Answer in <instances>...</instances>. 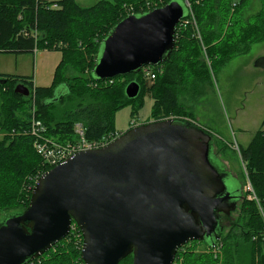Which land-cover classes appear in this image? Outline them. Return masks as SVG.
<instances>
[{"label":"water","instance_id":"95a60500","mask_svg":"<svg viewBox=\"0 0 264 264\" xmlns=\"http://www.w3.org/2000/svg\"><path fill=\"white\" fill-rule=\"evenodd\" d=\"M183 0L113 24L94 55V79L137 73L169 59ZM257 61L256 64H262ZM66 90L58 86L54 99ZM140 91L132 79L124 94ZM14 92L28 95L17 83ZM212 137L180 117L129 127L102 147L79 150L42 172L27 206L0 223V264H26L63 239L74 222L83 264H171L177 249L198 240L214 246L221 215L236 210L241 187L213 154Z\"/></svg>","mask_w":264,"mask_h":264},{"label":"trees","instance_id":"16d2710c","mask_svg":"<svg viewBox=\"0 0 264 264\" xmlns=\"http://www.w3.org/2000/svg\"><path fill=\"white\" fill-rule=\"evenodd\" d=\"M167 1L169 0H164V3ZM191 1L201 41L195 36L190 25L180 31L176 28L175 46L170 57L160 64L163 69L156 73L149 87L154 111L171 108V106L183 108L185 104L182 102V97L178 96L177 88L180 86L185 90L195 89V84L201 80V76H207L202 45L205 47L208 58L220 57V63H223L229 61L234 55L246 53L254 38L264 36V12L257 13L252 21L242 24L234 18L232 21L228 11V6L229 9L234 8L238 1L227 0L223 3L222 0L218 2L211 0L208 4L204 0ZM53 3H56V7H52ZM122 3H132L127 6L129 9L125 14L153 8L146 7L145 4L140 5L142 0H99L88 6L79 5L76 0H0V52L33 53L40 47L63 52L55 68L52 86H37L31 76L0 73V133L2 134L0 135V208L15 209L17 212L23 210L28 204L34 185L32 182L30 189H27L21 184L23 176L36 166L40 174L49 168L33 147L34 137L21 133L27 127L32 111L44 125L45 137L60 143H73L78 139L74 132L76 122L84 127L86 140H97L115 130L112 125V115L115 110L137 99L140 101L139 108L142 106V97L145 93L143 81L148 78L142 69L137 73L99 80L91 75L94 55L98 51L100 42L110 27L124 16L120 14ZM75 19H78L77 23L73 22ZM69 21L73 23L68 25ZM101 30L102 35L97 38V45L93 50L95 43L93 37L97 31ZM89 64L91 66L86 72L87 78L82 77L84 68L89 67ZM72 68L76 73L71 77L66 75V78L64 72ZM188 72L194 77L187 78ZM117 79H121L119 84L116 82ZM130 79L136 80L140 85V91L134 98H128L124 94V86ZM17 83H23L28 87V95L14 92ZM58 86H62L66 91L61 93L58 99L53 100ZM65 98L68 99V104ZM72 99L75 100L72 102ZM58 102H64L66 108H71V113L64 115H69V118L61 121V119L54 120L50 117V110ZM135 110L136 108L132 109L131 115L136 112ZM159 117L157 116L156 119H160ZM254 140H256L255 143ZM253 143L255 145H252ZM255 152H258V161L252 160ZM26 153H28L27 157ZM240 156L247 164L248 177L255 178L258 175L257 179L260 182L257 183L256 180L254 184L250 182L259 203L264 208L263 129L258 128L255 131L251 145L242 148ZM253 162L256 164L253 165ZM17 188L21 191L19 201V195L16 194ZM4 194L7 200L11 198L14 200L13 203L17 202L22 206L5 203L2 200ZM240 201L248 209L247 218H243L244 225L242 229H239V236H244L251 246V251L257 252V258L255 257L254 261L253 254L243 258L239 253L232 252V242L228 239L230 236L223 239L221 232L218 239L222 249L220 264L221 262L222 264H264L262 217L253 200L245 197ZM70 235L71 232L45 251L42 255H49L45 260L40 261L42 257L40 255L26 264L67 262L66 252L68 251L63 252L57 247ZM192 241L177 249L175 255L176 258H180V264H203L204 262L213 264L212 254L205 250L207 245L204 244V247L199 249L193 248L190 247ZM79 253L78 251L79 261L82 262Z\"/></svg>","mask_w":264,"mask_h":264},{"label":"rangeland","instance_id":"374dc122","mask_svg":"<svg viewBox=\"0 0 264 264\" xmlns=\"http://www.w3.org/2000/svg\"><path fill=\"white\" fill-rule=\"evenodd\" d=\"M76 1L79 5L88 6L99 0ZM197 1L199 0H195V2ZM204 1L208 4L211 0ZM215 1L218 2V0ZM222 1L223 3L227 2V0ZM232 1H238L236 7H230L229 9L228 6L232 21L234 18L242 24L247 23L246 21H252L257 13L264 12V0ZM189 2L192 4L191 0ZM162 3H164V0H142L140 5L145 4L146 7L150 8L156 7ZM121 5L122 9L120 14L125 16L127 15L125 13H127L129 9L127 6L132 5V3H122ZM77 21L78 19H75L73 22L77 23ZM73 22L69 21L67 23L71 25ZM101 35L102 30L95 33L93 37L95 40L92 48L93 50L96 48L97 38H100ZM62 55L63 52L61 50L42 47L35 49L33 53L0 52V73L31 76L34 84L37 86H52L55 77V68L62 58ZM203 55L206 56L204 53ZM257 61L263 63L256 64ZM204 62L207 76H201V80L197 82L198 84H195V89L190 88L185 90L180 88V86L177 88L178 96H180V98L182 97V102L185 104L183 108L171 106V108H163L154 111L152 97L149 93L152 80L146 77L147 79L143 81L145 93L142 97V106L139 108L140 101L137 99L133 103L126 104L115 110L112 115V125L115 130L109 133L116 135V133L125 131L132 126L131 119L135 120L134 123L140 124L170 117L186 118L202 127L211 135L213 151L227 170L235 176V179L238 181L245 195L243 198H245L248 195V186L253 189L252 184H254V180H256L257 183L260 182L257 179L258 175H256L255 178L250 176L251 179L248 177L247 164L242 160L240 150L251 145V140L254 137V131L256 129L261 128L264 130V36L254 38L246 53L234 55L229 61H225L226 63H220V57H216L215 59L214 57H207L204 58ZM90 64L89 67L84 68L82 77L87 78L86 72L90 70ZM158 68L159 72L163 69V66L159 65ZM74 73H76V71L72 68L71 70H66L64 75L65 77L66 75L67 77H71ZM186 77L191 79L194 76L188 72L186 73ZM119 81H121V79H117L116 82L119 84ZM181 92L182 94H179ZM74 100L72 99L71 101L73 102ZM66 101L68 104V99H66ZM133 108H136V112L131 115ZM70 111L71 108H66L64 102H58L52 107L49 115L54 120L61 119L62 121V119H67L69 115H64L71 113ZM157 116H160V119H156ZM255 141L256 140H254V143ZM254 143L252 145H255ZM27 154L28 153L25 154L26 157ZM254 156L252 160L258 161V152H255ZM255 164L256 162H253V165ZM36 168L37 166L22 178L21 184L27 189H30L32 182L34 183L36 177L40 175L38 174L39 170H36ZM50 168L51 166L49 165L48 169ZM250 181H252V184ZM16 194L19 195V201L21 198V191L18 188L16 189ZM2 198H4L2 200L5 201V203L10 204L14 202L11 198L7 200L5 194ZM11 205H18V203L15 202ZM20 205L22 206V204ZM247 209L248 207L244 206L241 201H238L235 211L231 212L229 216H221V224L224 226L221 236L223 239L224 237L227 238V236H230L228 239L232 242V252L239 253L240 257L243 256V258L250 257L253 254V256L255 255V261L257 252L253 253L250 244L246 241L244 236H239V229H242V225H244L243 218H247ZM15 212H17L15 209L8 210L6 208H0V223L7 215ZM75 227H77V225H75ZM243 228L246 229L245 227ZM76 232V229L72 230V234L65 241L60 242L57 247V249L63 252H65V250L68 251L66 252L68 261H59L56 264L82 263L79 261L78 255V251L80 252L81 249L82 239L78 236V232L76 237ZM204 244L203 241H198L197 243L192 241L190 247H197V249H199L203 248ZM221 251L222 249L220 247L217 258L219 260H222V256L220 255ZM47 257H49V255H42L40 261L45 260ZM251 262L253 261L251 260ZM130 263L131 256H128L118 264Z\"/></svg>","mask_w":264,"mask_h":264},{"label":"built area","instance_id":"2783aa9c","mask_svg":"<svg viewBox=\"0 0 264 264\" xmlns=\"http://www.w3.org/2000/svg\"><path fill=\"white\" fill-rule=\"evenodd\" d=\"M189 1L190 0H183L185 6L187 7L188 13H187L186 17L181 18L179 20L176 28L180 31L183 28H187V26L190 25L192 27V31L195 34V36L199 39V41H201V36L199 34L197 21H196L194 12L192 10L191 2H189ZM52 7H56V3H53ZM34 35L36 38V36H37L36 31H35ZM202 53H204L206 55L205 47L203 45H202ZM204 58H207V56H204ZM153 67H155V69H153ZM158 67H156V66H145L142 68V71L144 72L145 76L148 77V79L152 80V79H154L156 73L158 72V69H159ZM134 121H135L134 119H131V125L134 124ZM44 130H45V127L42 124L41 120H39L37 117H35L34 111H32V115L30 117L29 123H28L27 127L21 133L34 137V140H33L34 149L41 156L44 163L47 165H50L51 167L61 163L66 158H68L72 154H74L76 151L102 147V146L106 145L107 143H109L111 140H113L115 137H117L119 134V133H116V135H114L112 133H108V134L102 136L100 139L88 141L84 138V127L81 125V123L76 122L74 125V132L78 136L77 141L73 142V143H68V142L67 143H60L54 139L45 137L43 135ZM37 178H38V176L36 177V179ZM247 183H248V181H247ZM247 183H246V185H247ZM248 185H249V183H248ZM247 190H248V195L246 196V198L249 200H253L256 203V205L258 207V211H259V213L262 217L263 223H264V208L262 207V204L259 203L257 196L255 195L253 189L250 186H248ZM75 225H74V223L71 224L69 232H71V234H72V230L76 229L78 232V236L81 237L80 230L78 229V227H75ZM77 232H76V237H77ZM262 237L264 240V233L262 234ZM81 239H82V237H81ZM205 247H206L205 250L207 252H210L214 258L213 264H220V260L217 258L219 255V248L221 247V242L218 240L214 246H205ZM176 260H177V258L175 255L171 264H180V262H181L180 258L178 261H176ZM203 264H207V263L204 262Z\"/></svg>","mask_w":264,"mask_h":264},{"label":"flooded vegetation","instance_id":"af4514ba","mask_svg":"<svg viewBox=\"0 0 264 264\" xmlns=\"http://www.w3.org/2000/svg\"><path fill=\"white\" fill-rule=\"evenodd\" d=\"M213 154L215 155V157H216V153L213 151ZM240 194H241V197H243L244 196V193H243V191H242V189H241V191H240ZM224 214H222L221 216H223ZM226 216H229V215H226ZM220 224H221V219H220ZM223 225V224H222ZM223 228H224V226H223ZM132 258V257H131Z\"/></svg>","mask_w":264,"mask_h":264},{"label":"bare ground","instance_id":"6f19581e","mask_svg":"<svg viewBox=\"0 0 264 264\" xmlns=\"http://www.w3.org/2000/svg\"><path fill=\"white\" fill-rule=\"evenodd\" d=\"M135 125H138V124H136V122H135L134 124H132V126H131V127H133V126H135ZM119 134H120V133H119ZM119 134H118V135H119ZM0 135H1V134H0ZM76 152H77V151H76Z\"/></svg>","mask_w":264,"mask_h":264},{"label":"crops","instance_id":"0c3cea01","mask_svg":"<svg viewBox=\"0 0 264 264\" xmlns=\"http://www.w3.org/2000/svg\"><path fill=\"white\" fill-rule=\"evenodd\" d=\"M76 2H77V1H76ZM77 3H78V2H77ZM78 4H79V3H78ZM80 5H81V4H80ZM256 130H257V129H256ZM256 130H255V131H256ZM255 131H254V132H255Z\"/></svg>","mask_w":264,"mask_h":264}]
</instances>
